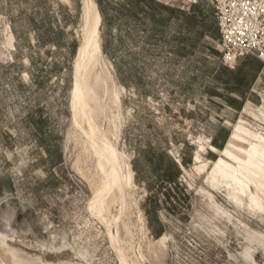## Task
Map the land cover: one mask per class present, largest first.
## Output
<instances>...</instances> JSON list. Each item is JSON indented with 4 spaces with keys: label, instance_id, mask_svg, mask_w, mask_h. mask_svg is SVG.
Instances as JSON below:
<instances>
[{
    "label": "rangeland",
    "instance_id": "1",
    "mask_svg": "<svg viewBox=\"0 0 264 264\" xmlns=\"http://www.w3.org/2000/svg\"><path fill=\"white\" fill-rule=\"evenodd\" d=\"M82 1L0 0V264H120L110 235L135 264H264V214L239 208L207 177L218 158L211 140L228 138L239 118L264 135V64L225 61L208 0H152L173 12L154 6L145 32L101 21V66L120 99L117 149L130 165L148 145L187 165L176 163L175 184L142 173L150 191L134 174L117 228L89 213L92 191L67 140ZM121 1L95 0L108 14ZM204 23L212 36L201 34ZM237 80L240 93L227 91ZM199 145L203 173L194 169ZM111 206L107 222L118 213Z\"/></svg>",
    "mask_w": 264,
    "mask_h": 264
},
{
    "label": "bare ground",
    "instance_id": "2",
    "mask_svg": "<svg viewBox=\"0 0 264 264\" xmlns=\"http://www.w3.org/2000/svg\"><path fill=\"white\" fill-rule=\"evenodd\" d=\"M82 2L83 25L72 64V85L69 93L72 131L67 140L79 149L75 166L92 191L89 213L105 222L107 229L112 224L117 228V221L127 207L128 191L134 187V172L130 160L117 149L118 127L114 112L118 113L120 99L116 86L108 84L111 79L105 71L107 68L102 70L101 66V16L93 0ZM242 114L253 115L247 106ZM200 150H203L201 145L197 147V153L193 157L195 164H202L198 155ZM207 150L218 156L211 163L207 174L209 181L216 185L221 184L228 197L239 208L244 209L245 203L246 209L263 215L264 135L239 118L231 125L230 134L222 149L210 145ZM176 163L180 165L178 160ZM194 169L203 173L206 165L202 164ZM114 204L118 208L117 216L113 215L110 222H107L105 214L108 213L109 206L112 208L111 205ZM110 239L120 264H135L130 263L124 247L121 246L123 242L113 235H110ZM165 240V237L159 236L155 244L163 245Z\"/></svg>",
    "mask_w": 264,
    "mask_h": 264
},
{
    "label": "trees",
    "instance_id": "3",
    "mask_svg": "<svg viewBox=\"0 0 264 264\" xmlns=\"http://www.w3.org/2000/svg\"><path fill=\"white\" fill-rule=\"evenodd\" d=\"M161 8L167 10L168 12H173L168 7H163L162 5H158L154 3L152 0H123L118 2L114 5H111L110 10L111 13L108 14V11H104L101 5H98V11L101 16V21L104 25H107L109 28L111 27L112 23L114 24L116 20L119 21L118 24V31H122L125 29L126 32H131L133 28H138L141 32H145V27L143 26V21L149 19L150 21L153 20L150 16H153V9ZM196 7L192 6L191 10L194 12ZM181 16H186L185 13H179ZM150 15V16H148ZM214 29V28H213ZM212 29L211 27H207L206 24H203V31L201 34L210 35L212 36ZM214 31V30H213ZM215 33L218 35V30L215 26ZM219 40V35H218ZM104 53H108L105 50V47H102ZM250 56H246L244 58H249ZM255 58V57H254ZM256 59V58H255ZM262 64V63H261ZM260 64V65H261ZM260 65L258 67H260ZM226 73L234 75L240 72V68L236 66L235 69L227 70L222 68ZM258 71V69H257ZM238 81V85H226V90L229 92H238L240 93L239 84L241 81ZM37 129L41 131V127L36 125ZM227 139V133H225L221 137V142H216V139L211 140V145L217 149H222ZM39 145L43 146L44 143L39 141ZM46 152L48 153L49 157H51V151L48 148H45ZM61 163V156L58 155L55 159V162L51 165H59ZM181 166H186L187 163L185 161L180 162ZM132 171L135 174V179L137 181H141L145 184V188L147 191H150V182L149 178L146 176H141V174H153L156 178L158 183H167V184H175L180 176V168L179 166L174 163L165 153V151H160L153 149L151 146H146L145 148L138 149L136 151V156L131 162ZM159 237V236H158Z\"/></svg>",
    "mask_w": 264,
    "mask_h": 264
},
{
    "label": "built area",
    "instance_id": "4",
    "mask_svg": "<svg viewBox=\"0 0 264 264\" xmlns=\"http://www.w3.org/2000/svg\"><path fill=\"white\" fill-rule=\"evenodd\" d=\"M225 61L253 56L264 64V0H208Z\"/></svg>",
    "mask_w": 264,
    "mask_h": 264
},
{
    "label": "water",
    "instance_id": "5",
    "mask_svg": "<svg viewBox=\"0 0 264 264\" xmlns=\"http://www.w3.org/2000/svg\"><path fill=\"white\" fill-rule=\"evenodd\" d=\"M93 2L96 3L95 0H93Z\"/></svg>",
    "mask_w": 264,
    "mask_h": 264
}]
</instances>
